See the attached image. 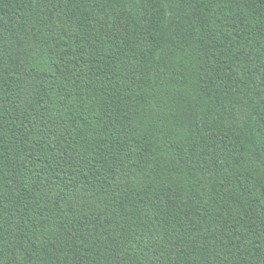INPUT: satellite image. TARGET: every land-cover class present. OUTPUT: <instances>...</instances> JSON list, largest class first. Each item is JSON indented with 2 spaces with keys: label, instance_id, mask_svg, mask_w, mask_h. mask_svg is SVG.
I'll use <instances>...</instances> for the list:
<instances>
[{
  "label": "trees",
  "instance_id": "obj_1",
  "mask_svg": "<svg viewBox=\"0 0 264 264\" xmlns=\"http://www.w3.org/2000/svg\"><path fill=\"white\" fill-rule=\"evenodd\" d=\"M0 264H264V0H0Z\"/></svg>",
  "mask_w": 264,
  "mask_h": 264
}]
</instances>
